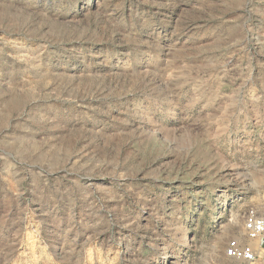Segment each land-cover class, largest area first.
<instances>
[{
	"label": "rangeland",
	"instance_id": "374dc122",
	"mask_svg": "<svg viewBox=\"0 0 264 264\" xmlns=\"http://www.w3.org/2000/svg\"><path fill=\"white\" fill-rule=\"evenodd\" d=\"M252 209L264 0H0V264H235Z\"/></svg>",
	"mask_w": 264,
	"mask_h": 264
},
{
	"label": "built area",
	"instance_id": "2783aa9c",
	"mask_svg": "<svg viewBox=\"0 0 264 264\" xmlns=\"http://www.w3.org/2000/svg\"><path fill=\"white\" fill-rule=\"evenodd\" d=\"M244 232L248 239L254 243L239 244L237 240H231L224 249V256L235 264H257L260 252L264 246V212L256 209L250 210L243 221Z\"/></svg>",
	"mask_w": 264,
	"mask_h": 264
}]
</instances>
